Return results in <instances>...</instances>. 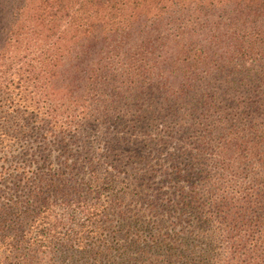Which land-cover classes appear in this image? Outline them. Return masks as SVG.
Returning <instances> with one entry per match:
<instances>
[{
    "label": "trees",
    "instance_id": "trees-1",
    "mask_svg": "<svg viewBox=\"0 0 264 264\" xmlns=\"http://www.w3.org/2000/svg\"><path fill=\"white\" fill-rule=\"evenodd\" d=\"M104 71L128 90L170 74L186 106L160 110L153 147L108 141L80 181L55 107L84 103L78 79L111 87ZM175 137L160 181L184 183L165 191ZM0 264H264V0H0Z\"/></svg>",
    "mask_w": 264,
    "mask_h": 264
},
{
    "label": "rangeland",
    "instance_id": "rangeland-1",
    "mask_svg": "<svg viewBox=\"0 0 264 264\" xmlns=\"http://www.w3.org/2000/svg\"><path fill=\"white\" fill-rule=\"evenodd\" d=\"M115 65V70L113 73L116 74V78L119 77L120 64ZM246 65H250V62H246ZM232 65L226 66L223 72V76H230L232 72ZM235 74V71H233ZM102 77L105 83L110 82L111 87L104 88L101 83L97 80L92 84L89 83L85 85V79H78L76 82L77 89L75 91L77 94H82L84 96V103L81 104L77 108V110H73L74 103H72V99H68L65 103L55 104L57 105L56 113L59 115L61 124H65L67 126L66 141L68 142V150L70 151V155L73 159L78 160L79 162H83V165L80 168H76L73 172L78 180L82 181V177L85 173H88L90 168L88 163V158L93 156H101L105 159L104 155V146L108 141H112L113 138L120 137L125 135L127 137H131L132 141H136L137 137L141 138L139 140H148L150 146L153 147V143H150L149 140L152 138H157V134H161L162 136L166 135L168 131V126L170 125L169 117L164 118L159 115L160 110L162 108H169L174 99H176V103H179V106H186L185 103H181L178 101V98L175 96L171 90H179L180 84L179 81L173 78L172 75L161 76L157 74L147 75L145 78L141 79L138 84L133 87H129L131 89H125L126 86L121 85L118 79L110 78L106 71L102 73ZM200 77V74L197 78ZM196 78V79H197ZM206 79H211L206 73L201 74V78L197 79L192 85L193 89H198L200 85L205 82ZM204 85V83H203ZM109 86V85H108ZM206 86V85H205ZM115 87L116 89H113ZM159 87V88H157ZM142 89L143 93L141 97L139 95V90ZM214 91H220L218 86H215ZM114 92H120L114 94ZM118 103L116 106L115 104ZM183 104V105H182ZM62 105V107H60ZM85 106L87 111L85 113H80L78 110ZM116 106V107H115ZM137 106H139L137 108ZM137 108V109H136ZM72 109V110H70ZM140 111V112H139ZM139 112V113H137ZM70 115L73 117L71 118ZM72 119L69 120V118ZM89 118L91 122L87 125L84 124V120ZM74 119V120H73ZM68 122V123H67ZM34 135L27 136L24 140L34 146H40L41 142L45 146L43 139L41 138L42 132L40 131L33 133ZM198 134H193L189 142L194 145V142L198 139ZM167 136V135H166ZM200 137V136H199ZM170 138V137H168ZM55 143H59L56 141ZM193 141V142H192ZM178 139L172 138L170 145L165 149L164 155L161 156L158 162H160L157 169V178L155 179V186H162L165 191L170 189V186L174 183H184L183 181L173 179L171 182L160 181L161 178V165L164 168L172 169L173 161L169 159V153L174 152L173 147L176 146ZM160 144V142H159ZM191 146V145H189ZM50 149V159H54L57 161L58 157L61 153H63L62 145H54L52 143L47 146ZM159 145L156 146L158 148ZM155 148H147V150H151ZM168 152V153H167ZM101 154V155H99ZM205 158L211 159L213 158L211 151H207ZM155 157V156H153ZM158 160V159H155ZM178 163L181 162L183 165L188 161V159L181 155ZM157 162V161H156ZM164 176V173H163ZM194 180V179H193ZM197 182H200L197 179ZM188 183H185L188 185ZM202 182L199 183V185ZM191 186V185H190ZM199 191V190H198ZM200 195V194H199ZM205 192L201 191V195L199 200L205 199ZM64 208H57L58 213L64 212ZM204 211V210H203ZM203 212L202 217L205 218L207 216L206 213ZM219 247L222 246L221 242L217 244ZM222 250V247L221 249Z\"/></svg>",
    "mask_w": 264,
    "mask_h": 264
}]
</instances>
